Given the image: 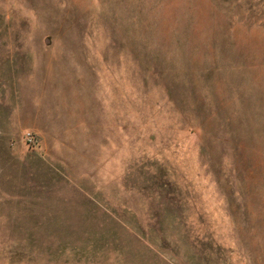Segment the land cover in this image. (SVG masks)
I'll return each instance as SVG.
<instances>
[{
	"label": "rangeland",
	"instance_id": "obj_1",
	"mask_svg": "<svg viewBox=\"0 0 264 264\" xmlns=\"http://www.w3.org/2000/svg\"><path fill=\"white\" fill-rule=\"evenodd\" d=\"M0 264H264V0H0Z\"/></svg>",
	"mask_w": 264,
	"mask_h": 264
},
{
	"label": "built area",
	"instance_id": "obj_2",
	"mask_svg": "<svg viewBox=\"0 0 264 264\" xmlns=\"http://www.w3.org/2000/svg\"><path fill=\"white\" fill-rule=\"evenodd\" d=\"M24 141L31 148H35L39 144L38 138L35 136V134L30 132L24 135Z\"/></svg>",
	"mask_w": 264,
	"mask_h": 264
}]
</instances>
